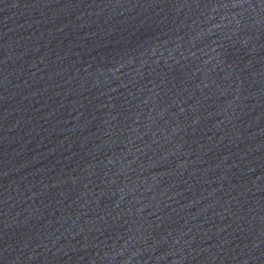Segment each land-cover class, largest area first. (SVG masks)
I'll return each instance as SVG.
<instances>
[{
	"label": "water",
	"instance_id": "1",
	"mask_svg": "<svg viewBox=\"0 0 264 264\" xmlns=\"http://www.w3.org/2000/svg\"><path fill=\"white\" fill-rule=\"evenodd\" d=\"M0 264H264V0H0Z\"/></svg>",
	"mask_w": 264,
	"mask_h": 264
}]
</instances>
